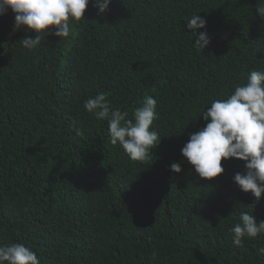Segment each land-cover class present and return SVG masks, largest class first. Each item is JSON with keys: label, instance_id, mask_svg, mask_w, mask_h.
Wrapping results in <instances>:
<instances>
[{"label": "trees", "instance_id": "obj_1", "mask_svg": "<svg viewBox=\"0 0 264 264\" xmlns=\"http://www.w3.org/2000/svg\"><path fill=\"white\" fill-rule=\"evenodd\" d=\"M257 3L112 0L103 15L90 3L68 37L51 29L34 51L20 41L36 33L0 16V246L22 243L40 264H264V234L238 247L230 232L241 212L264 221V194L233 181L245 162L222 160L207 180L181 154L211 102L264 71ZM193 14L207 21L203 50ZM99 93L127 119L156 99L150 159H130L85 110Z\"/></svg>", "mask_w": 264, "mask_h": 264}, {"label": "clouds", "instance_id": "obj_2", "mask_svg": "<svg viewBox=\"0 0 264 264\" xmlns=\"http://www.w3.org/2000/svg\"><path fill=\"white\" fill-rule=\"evenodd\" d=\"M90 3L98 15H103L112 0H0V16L11 9L17 30L25 28L36 33L34 38L26 35L20 41L25 49L34 51L51 29V34L59 38L68 37L70 20L84 18ZM256 12L264 20V0H258ZM206 25L207 21L197 14L187 20V33L201 50L210 44ZM199 29L205 31L198 32ZM84 108L97 120L107 121L111 143L119 144L134 161L150 159V151L161 142L159 133L151 127L158 119L157 101L152 96H146L143 106L134 110L133 119H127V112L113 109L104 93L87 99ZM206 109L200 115L206 122L204 127L189 135L181 149L182 156L199 178L207 180L224 173L222 160L235 158L245 162V171L237 172L233 181L258 201L264 194V71H251L246 83L236 86L227 99L213 100ZM170 170L180 173L182 165L173 162ZM230 232L233 244L239 247L245 238L264 234V221L258 222L253 213L241 212ZM258 252L264 254V247ZM156 256L153 251L152 258ZM0 264H40V260L31 248L11 243L0 246Z\"/></svg>", "mask_w": 264, "mask_h": 264}]
</instances>
